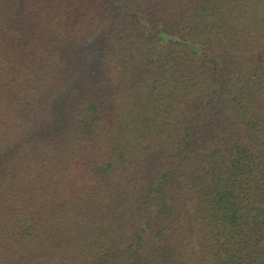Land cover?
Returning <instances> with one entry per match:
<instances>
[{
    "label": "trees",
    "instance_id": "trees-1",
    "mask_svg": "<svg viewBox=\"0 0 264 264\" xmlns=\"http://www.w3.org/2000/svg\"><path fill=\"white\" fill-rule=\"evenodd\" d=\"M0 264H264V0H0Z\"/></svg>",
    "mask_w": 264,
    "mask_h": 264
}]
</instances>
